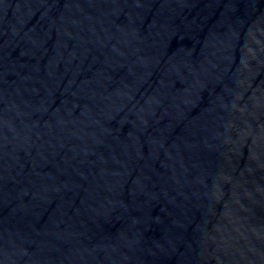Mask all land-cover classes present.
<instances>
[{
	"label": "water",
	"instance_id": "1",
	"mask_svg": "<svg viewBox=\"0 0 264 264\" xmlns=\"http://www.w3.org/2000/svg\"><path fill=\"white\" fill-rule=\"evenodd\" d=\"M0 264H264V0H0Z\"/></svg>",
	"mask_w": 264,
	"mask_h": 264
}]
</instances>
